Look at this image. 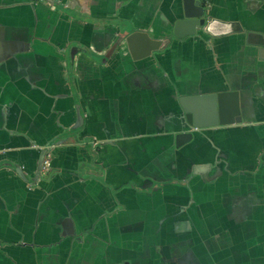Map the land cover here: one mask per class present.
<instances>
[{
    "label": "crops",
    "instance_id": "crops-1",
    "mask_svg": "<svg viewBox=\"0 0 264 264\" xmlns=\"http://www.w3.org/2000/svg\"><path fill=\"white\" fill-rule=\"evenodd\" d=\"M264 34V0H199ZM184 0H0V264H264V63L246 33L165 39ZM243 122L175 146L180 98ZM50 156L46 172L44 160Z\"/></svg>",
    "mask_w": 264,
    "mask_h": 264
},
{
    "label": "water",
    "instance_id": "water-1",
    "mask_svg": "<svg viewBox=\"0 0 264 264\" xmlns=\"http://www.w3.org/2000/svg\"><path fill=\"white\" fill-rule=\"evenodd\" d=\"M204 32L212 37L246 33V43L258 48V59L264 63V34L246 31L236 21L210 18L208 9L199 0H184L183 12L165 39L151 37L137 31L126 37V43L135 61L151 57L164 49L171 39L195 37ZM264 68V67H263ZM184 114L182 131L175 134V146L191 142L194 134L202 129L242 124L241 94L239 91H219L180 98Z\"/></svg>",
    "mask_w": 264,
    "mask_h": 264
},
{
    "label": "built area",
    "instance_id": "built-area-1",
    "mask_svg": "<svg viewBox=\"0 0 264 264\" xmlns=\"http://www.w3.org/2000/svg\"><path fill=\"white\" fill-rule=\"evenodd\" d=\"M49 164H50V156H48L43 162V165H42V172L43 173L48 170Z\"/></svg>",
    "mask_w": 264,
    "mask_h": 264
}]
</instances>
